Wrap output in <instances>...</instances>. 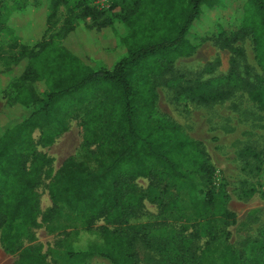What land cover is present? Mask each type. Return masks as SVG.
Masks as SVG:
<instances>
[{"label":"trees","instance_id":"trees-1","mask_svg":"<svg viewBox=\"0 0 264 264\" xmlns=\"http://www.w3.org/2000/svg\"><path fill=\"white\" fill-rule=\"evenodd\" d=\"M96 1L78 0L77 7H84L85 16L94 15L89 5ZM132 1L133 14L98 26L100 30L121 24L126 30L120 38L124 53L112 67L96 61L92 52H87L85 62L54 39L18 64L25 62V70L8 99L7 121L0 117L1 244L7 253L20 252V264L45 263L44 255L21 249L22 239L37 223L36 189L50 163L32 149L31 135L39 130L40 145L52 146L68 131L75 111L84 110L83 145L88 151L95 146L89 153L95 164L70 160L54 177L49 186L51 233L74 225H61V219L88 232L103 220L99 227L103 245L90 250L110 264H141L139 245L157 257L156 264H210L216 252L219 264H247L249 253L264 257L261 241L243 252L231 246L228 228L237 217L216 185V171L201 144L171 120L153 116L157 95L151 79L170 72L179 58L196 53L200 44L181 52L190 28L203 6L217 9L223 2ZM177 3L187 10L185 20L172 14L175 8L182 9ZM93 10L99 16L103 12ZM240 13L239 29L223 44L230 48L241 37H251L263 76L246 88L264 112V0H242ZM75 30L72 26L65 36ZM37 82H44V93H38ZM183 93L191 102L225 99L216 82L198 83ZM99 94L104 99L87 108ZM18 105L26 115L16 111ZM139 179L149 182L146 192H140ZM145 201L157 208L149 222L140 221ZM252 262L264 264V258Z\"/></svg>","mask_w":264,"mask_h":264},{"label":"rangeland","instance_id":"rangeland-1","mask_svg":"<svg viewBox=\"0 0 264 264\" xmlns=\"http://www.w3.org/2000/svg\"><path fill=\"white\" fill-rule=\"evenodd\" d=\"M221 1L223 4L217 9L203 6L200 17L189 30V41L181 47V52H188L192 46L200 44L196 53L179 58L170 72L151 79L157 95L153 116L177 124L209 155L216 171V185L226 195L228 209L237 217L236 224L228 228L231 233L229 242L237 252H243L251 247V243H264V112L250 99L246 88L248 83H256L263 74L255 58L251 37H241L230 48L224 46L223 41L230 39L231 33L239 29L242 0ZM95 3L89 5L95 14L85 16L84 7H77L78 0H0V74L10 72L30 52L38 51L44 42L54 39L64 46L68 37L66 32L72 26L79 28L80 33L92 31L90 35H96L95 41L101 45L114 46L116 41L123 47L120 41L126 32L123 25L115 24L102 30H98V26L133 14V1L109 0V8L105 10H99ZM94 7L103 11L100 16ZM177 7L182 9L175 8L172 14L185 20L186 8L178 3ZM23 24L25 30L30 29L29 33L21 29ZM218 37L221 41H216ZM95 41L87 40L88 43ZM21 77L11 80L6 90L0 93V114L8 99L15 94L14 87ZM206 82H216L225 99L205 104L191 102L183 93L188 87ZM34 86L39 94L46 91L44 82H37ZM103 99L104 95L99 94L94 104H88L87 108ZM83 115L84 110L75 111L68 131L52 146L40 145L39 130L31 135L32 149L45 155L50 163L36 189L37 223L30 230L29 237L22 239L21 249L44 255V264H110L90 250L103 245L99 234L103 220L97 222L91 232L65 219L60 220L61 225H74L54 233L49 230L53 209L49 186L58 171L70 160L86 161L90 166L95 164L89 154L96 150L95 146L88 151L83 145ZM0 117L3 122L7 121L5 115ZM32 160L31 156L28 166ZM137 185L140 192H146L149 182L139 179ZM144 205L145 213L140 221L149 222L157 215V208L149 201ZM172 224L171 220L168 225ZM137 252L141 264H156L157 257L143 246L139 245ZM247 256L250 258L244 260L247 264H255L252 260L264 258L255 253ZM210 260V264H219V252ZM0 264H20V252L7 253L0 242Z\"/></svg>","mask_w":264,"mask_h":264},{"label":"crops","instance_id":"crops-1","mask_svg":"<svg viewBox=\"0 0 264 264\" xmlns=\"http://www.w3.org/2000/svg\"><path fill=\"white\" fill-rule=\"evenodd\" d=\"M25 27L26 26L24 24L21 25L22 30H25ZM25 32L26 34L29 33L30 29L29 30L26 29ZM89 32H92V31L84 30V32L80 33L79 28H77L73 33L68 35L64 47H66L68 50L73 52L75 55H77L79 58H81L85 62H88L86 58L87 52H90V53L92 52L93 57L96 59V61H101L107 67H112L118 55L124 53L123 47L119 46L116 41H114V44L116 43L114 46L112 45L108 47L105 44L101 45L99 41H95L97 37H94V36L96 35H90L91 33ZM84 34H87V37ZM88 34L90 37H88ZM88 39H92L95 42L88 43L87 42ZM25 66H26V63L24 62L20 65L14 66L12 70L6 74H0V93L6 90L11 80H14L22 76L25 70ZM7 106H8V103L6 105V108L2 112V114H0V116L4 115L5 111L7 110ZM14 108H16V111H18L19 114H23V115L27 114V110L19 105L15 106Z\"/></svg>","mask_w":264,"mask_h":264},{"label":"built area","instance_id":"built-area-1","mask_svg":"<svg viewBox=\"0 0 264 264\" xmlns=\"http://www.w3.org/2000/svg\"><path fill=\"white\" fill-rule=\"evenodd\" d=\"M108 2H109V0H97L95 3V6L99 10H105V9L109 8Z\"/></svg>","mask_w":264,"mask_h":264}]
</instances>
